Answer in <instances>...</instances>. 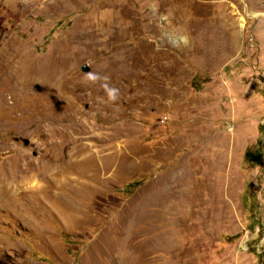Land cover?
<instances>
[{
  "label": "rangeland",
  "instance_id": "374dc122",
  "mask_svg": "<svg viewBox=\"0 0 264 264\" xmlns=\"http://www.w3.org/2000/svg\"><path fill=\"white\" fill-rule=\"evenodd\" d=\"M149 21L155 77H96L128 40L110 25ZM3 34L58 58L72 106L0 102V169L40 175L21 211L0 206V264H88L101 245L97 264H264V0H0ZM101 155L102 183L81 166Z\"/></svg>",
  "mask_w": 264,
  "mask_h": 264
},
{
  "label": "bare ground",
  "instance_id": "6f19581e",
  "mask_svg": "<svg viewBox=\"0 0 264 264\" xmlns=\"http://www.w3.org/2000/svg\"><path fill=\"white\" fill-rule=\"evenodd\" d=\"M139 26L135 23L134 26H130L129 29L121 30L117 25H110L111 30L109 36L111 38H116V41L128 40H125V42L123 41V43L118 42L119 47L116 48V53L114 52L115 58L110 60L105 69L96 76L103 77V80L106 81L104 83L107 84L110 77H138L141 73L140 69L146 71L145 77H149V79L155 77L157 57L149 48V41L145 36L147 32L153 30L152 24L150 21L149 23L146 22L142 32L140 31L143 27L140 26V28L142 27L140 29ZM140 33L142 34V38L139 37L141 35ZM136 34H140L137 36L140 39L139 42L135 41L138 39H135ZM4 46H6V48H4ZM125 52L130 53V57L126 61L123 57ZM49 59L41 68L40 58L28 51L24 43L9 34L0 36V102L2 104V109L7 108V105L10 106V100L13 99L18 101V104L16 102L14 103L15 106L25 101L29 102L33 107V114H40L43 109L45 111L44 113H46V111L51 113L53 110L62 107L66 110L71 109V100L67 99L62 101L60 98L61 96H59L62 89L65 88L63 85L65 84L64 80L61 77H57L59 60L57 57ZM128 65L132 66V68H129ZM107 93H109V91H107ZM37 97H43L47 104L40 105L41 103H38ZM65 150L69 156L72 152L71 145ZM19 159H16L15 162L13 161L9 168L4 167L0 169V206L10 208V210H13L15 213L22 210L19 197L24 191L31 192L32 194H37L39 191V181H37L36 184H29L32 178L37 175H34L35 169L28 170L24 164H20L22 161L21 158ZM54 160L57 161L56 157ZM59 165H61V163ZM66 165L69 167L67 162ZM81 166L85 174L93 168L96 170L97 177L99 176L101 183L104 181L106 167L103 164L102 155L100 156V160L97 161L95 168L90 161ZM48 169L49 170H46L45 173L51 170L50 167ZM45 173L42 174V176H45ZM69 179L68 177V180ZM59 183H61V181ZM24 185H27L28 190H23ZM56 198L61 199L59 196ZM91 207L93 209V205ZM89 209L90 204L83 213H87ZM42 231L43 230H41V232ZM101 246L96 258H94L93 255H89L88 264L98 263L104 252Z\"/></svg>",
  "mask_w": 264,
  "mask_h": 264
},
{
  "label": "water",
  "instance_id": "95a60500",
  "mask_svg": "<svg viewBox=\"0 0 264 264\" xmlns=\"http://www.w3.org/2000/svg\"><path fill=\"white\" fill-rule=\"evenodd\" d=\"M84 70H85V71H87V70H88V67H87V66H86V67H84Z\"/></svg>",
  "mask_w": 264,
  "mask_h": 264
}]
</instances>
